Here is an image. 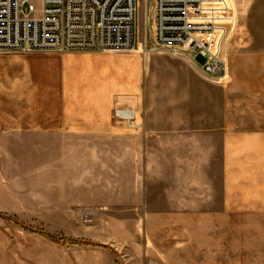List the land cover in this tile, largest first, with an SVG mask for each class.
Segmentation results:
<instances>
[{"label":"rangeland","instance_id":"obj_1","mask_svg":"<svg viewBox=\"0 0 264 264\" xmlns=\"http://www.w3.org/2000/svg\"><path fill=\"white\" fill-rule=\"evenodd\" d=\"M229 3L234 10L235 3L242 4L245 20L264 32V0ZM31 4L39 13L42 0H28L21 10L28 13ZM137 5V43L144 60H187L141 51L142 44L153 45L154 0H138ZM32 63L40 82L58 84L64 74L57 60ZM161 66L165 68L152 74L156 79L149 96V120L155 125L159 104L173 110L176 103H190L174 100L175 92L181 91L182 97L188 91L187 71ZM8 79L0 73V116L14 112L12 91L2 92L14 86ZM213 95L216 111L221 97L216 85ZM37 139L0 138V264H37L43 250V259L59 264L65 250L76 259L79 251L91 249L106 252L116 264H264V212L223 210L219 195L213 203L219 207L208 208L204 197L195 193L208 188L201 181L215 180L214 188L219 189L220 178L142 176L141 149H127L125 135L96 143L101 148L94 147L93 139L65 137H54L50 148H36ZM155 160L150 162L152 172L158 170ZM173 167H168L170 172Z\"/></svg>","mask_w":264,"mask_h":264},{"label":"crops","instance_id":"obj_2","mask_svg":"<svg viewBox=\"0 0 264 264\" xmlns=\"http://www.w3.org/2000/svg\"><path fill=\"white\" fill-rule=\"evenodd\" d=\"M235 5V10L230 5L234 23L226 43L230 73L221 82L206 78L195 62L144 60L139 49L107 54H0V62L11 61L10 65L0 64V73L14 84L2 90L6 94L12 91L14 112L0 116V138L34 136L39 141L36 148L46 149L54 137L93 139L94 147L101 148V143H96L125 135L129 138L127 149H141L142 176L220 178L219 189L214 188L215 180H207L200 184L208 188L195 191L204 197L208 208L219 207L213 204L219 195L223 210L264 212V32L245 20L242 4ZM40 59H54L63 65L58 84L34 77L32 61ZM161 65L187 71L188 91L183 99L181 91L175 92L174 100L190 103H176L173 110L159 104L155 125L149 120V96L156 79L152 74L165 68ZM215 85L221 93L216 111ZM119 109L134 112L132 127L117 118ZM153 160L156 172L150 171ZM171 165L173 172L168 169ZM46 256L44 250L39 251L37 264H53L43 259ZM77 257L72 259L65 250V260L62 257L59 264H116L99 249L79 251Z\"/></svg>","mask_w":264,"mask_h":264},{"label":"built area","instance_id":"obj_3","mask_svg":"<svg viewBox=\"0 0 264 264\" xmlns=\"http://www.w3.org/2000/svg\"><path fill=\"white\" fill-rule=\"evenodd\" d=\"M28 0H0V53L130 52L137 43L138 0H42L36 13ZM153 45L145 54L163 53L197 63L203 75L227 80L226 43L234 15L228 0H154ZM203 62H198V57ZM132 127L134 112L116 110Z\"/></svg>","mask_w":264,"mask_h":264}]
</instances>
